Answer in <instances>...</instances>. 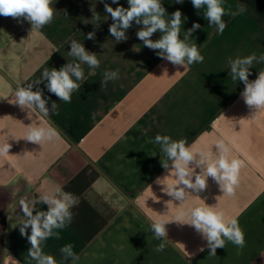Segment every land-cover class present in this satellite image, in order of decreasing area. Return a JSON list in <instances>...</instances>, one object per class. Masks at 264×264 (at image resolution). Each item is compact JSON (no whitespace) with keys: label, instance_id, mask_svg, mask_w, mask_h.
I'll list each match as a JSON object with an SVG mask.
<instances>
[{"label":"crops","instance_id":"obj_1","mask_svg":"<svg viewBox=\"0 0 264 264\" xmlns=\"http://www.w3.org/2000/svg\"><path fill=\"white\" fill-rule=\"evenodd\" d=\"M161 2L166 19L182 12L180 39L193 23L201 25L190 43H196L204 61L185 73L182 66L160 58L159 50L143 45L136 35L142 25L133 22L126 41L111 36L113 20L104 4L128 8L127 0L119 5L112 0H53L54 20L32 33L23 17L0 16V143L11 145L9 156L0 157V264H11L9 256L19 264H36L27 256L31 245L16 223L23 216L18 201L25 193L38 199L56 188L79 198L71 209L73 222L59 230L60 238L43 242L44 253L57 264H72L60 252L67 244L80 256L77 264H264V110L255 113L244 103V84L232 81L227 63L229 58L264 54V0H225L226 8L235 10L242 3L247 11L225 15L223 34L209 26L204 9L196 10L191 0ZM90 32L94 39H87ZM160 36L158 31L151 39ZM72 39L96 53V75L89 76V67L82 64L86 81L71 103L48 92L47 81L33 84V91L43 90L50 114L43 120L35 113L29 118L27 110L9 101L18 87L41 78L44 68L73 62L68 55ZM106 70H119L120 78L101 89ZM177 70L182 73L176 75ZM259 71L264 63L253 64L249 80ZM52 102L58 105L55 113ZM33 121H47L60 138L42 146L23 139ZM157 134L184 139L205 152L211 148L213 154L216 142L225 141L230 157L244 161L234 193L223 194L209 177L205 190H189L187 202L179 205L163 191L172 179L166 177L171 162L169 169L163 168L160 146L149 142ZM200 199L238 220L246 237L242 252L228 242L209 256L207 241L194 227L174 221L181 207L199 206ZM36 207L47 210V205ZM156 220L172 221L165 225L169 240L162 252L155 251L160 241L150 230ZM27 232L31 234L30 227Z\"/></svg>","mask_w":264,"mask_h":264},{"label":"clouds","instance_id":"obj_2","mask_svg":"<svg viewBox=\"0 0 264 264\" xmlns=\"http://www.w3.org/2000/svg\"><path fill=\"white\" fill-rule=\"evenodd\" d=\"M127 2L128 8L123 6L113 8L107 3L104 4L106 12L113 20L109 26V33L116 42L128 39L126 32L135 22L136 25H142L136 35L143 45L152 50H159L157 55L173 66H182L185 69L183 73L188 70L190 65L204 61V56L201 55L196 43H190L192 33L201 27L199 23H193L192 27L185 32L183 39H180L183 23L180 10L172 13L170 19H166L168 15L161 0H127ZM176 2L183 3L184 0H176ZM112 3L119 5V0H112ZM191 3L198 11L204 9V18L209 22L210 27H215L217 34H223L227 27L223 19L225 15L235 17L247 11V5L242 3H238L235 10L231 5L226 8L225 0H191ZM52 4L53 0H0V16L15 19L23 17L31 23V33L39 32L55 18L56 9ZM93 16H97L94 9ZM158 31L161 33L160 38L151 39ZM94 38V32L88 33L87 39ZM69 44L68 55L74 58L73 62H68L59 69L44 68L41 78L26 86L18 87L14 92L13 99L9 101L18 105L22 111L27 110L29 118L35 113L39 120H43L50 114V110L46 106L48 100L44 98L43 90L33 91V84L39 85L47 81L48 92L54 94L64 103H71L72 94L79 91L81 85L86 81L82 64L89 67V76L96 75V69L100 66V60L96 53L89 52L83 43L75 39L70 40ZM227 63L232 81L244 84L241 93L244 103L249 108L255 109V113L264 110V71H259L255 80H249V76L252 75L250 68L254 63H264V54L257 56L253 53L243 58H229ZM163 71L164 75H168L167 68H164ZM181 73L177 70L175 74ZM119 78V70L104 71L103 79L100 81L101 89L105 88L109 81H116ZM57 111V103L52 102L51 113ZM26 127L27 133L23 139L41 146L45 142L60 138L58 130L47 121L43 124L33 121ZM149 142L160 146L163 168L169 169V162H171V168L166 177L172 179L163 184L161 183L162 179L158 178L157 183L165 185L163 191L174 200L179 201V205L182 206L187 202L189 194H192L189 190L195 193L205 190L209 177L219 184L223 194L230 196L234 193V189L239 183V172L244 166V161L230 157V149L225 141L216 142L215 154L211 148L205 152L194 145H187L184 139L172 140L168 135L157 134L154 140ZM10 148L11 145L8 142L0 143V157H8ZM197 168L200 169L199 173L196 172ZM17 192L19 189L13 192V196ZM18 203L23 216L17 217L16 223L20 225V235L25 236L31 245L27 256L36 264H57L52 255L44 253L42 245L49 238L59 239V230H63L73 222L74 214L71 209L78 206L79 198L73 193L56 188L54 191H43L38 199H29L28 194L25 193L20 197ZM37 204L47 205V210H38ZM174 221L194 227L207 241V246L210 249L209 256H216V250L226 247L228 242L237 248L238 254L246 246L245 232L238 220L235 217L227 216L223 210L216 206L206 205L202 199L199 201V206L187 209L181 207L177 211ZM169 222L172 221L156 220L151 223L150 230L154 232L153 239L160 241L155 247L156 252H162L166 247L169 239L165 225ZM13 226L15 227V225ZM29 227L31 228L30 235L27 232ZM203 250V248L200 249V251ZM60 252L64 260L70 259L72 264H77L80 260V256L73 251L72 244L63 246ZM9 260L11 264H19L10 256Z\"/></svg>","mask_w":264,"mask_h":264}]
</instances>
